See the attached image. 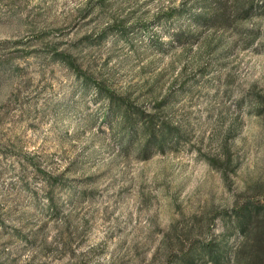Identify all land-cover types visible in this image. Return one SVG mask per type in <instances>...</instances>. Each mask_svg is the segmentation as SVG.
<instances>
[{"label": "rangeland", "instance_id": "rangeland-1", "mask_svg": "<svg viewBox=\"0 0 264 264\" xmlns=\"http://www.w3.org/2000/svg\"><path fill=\"white\" fill-rule=\"evenodd\" d=\"M208 1L0 0V264H234L226 212L264 203V15L207 26ZM99 87L166 97L168 147L122 143Z\"/></svg>", "mask_w": 264, "mask_h": 264}, {"label": "trees", "instance_id": "trees-1", "mask_svg": "<svg viewBox=\"0 0 264 264\" xmlns=\"http://www.w3.org/2000/svg\"><path fill=\"white\" fill-rule=\"evenodd\" d=\"M208 4L210 6H202L200 15L195 19L200 24L216 28L235 26L241 18L247 17L248 10L264 15V0H235L231 2L232 7L228 0H210ZM99 92L105 93L109 115L118 117L116 121L119 120L118 131L122 143L134 142L140 128L144 136L141 151H147L151 146L162 151L168 147L170 134L176 135V132L173 130L174 125L160 114L168 104L166 97L156 100L153 107L146 111L139 109L127 94L119 95L102 87H99ZM256 96L254 110L257 115H261L264 112V95L258 92ZM226 215L233 221L236 232L242 238L241 244L234 251V264H264V203H236ZM209 254L217 261L225 252L220 247L210 248Z\"/></svg>", "mask_w": 264, "mask_h": 264}]
</instances>
